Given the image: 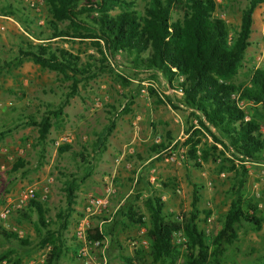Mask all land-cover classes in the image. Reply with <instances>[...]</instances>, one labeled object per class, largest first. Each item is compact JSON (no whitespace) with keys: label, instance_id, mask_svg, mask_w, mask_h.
<instances>
[{"label":"rangeland","instance_id":"1","mask_svg":"<svg viewBox=\"0 0 264 264\" xmlns=\"http://www.w3.org/2000/svg\"><path fill=\"white\" fill-rule=\"evenodd\" d=\"M44 1L0 0V210L5 205L12 206L5 218L0 219V226L28 243L25 247L15 242L0 243V253L12 250L10 261L0 264H44L48 246L37 243L35 216L27 213V206L33 199L41 204L47 225L56 228L55 214L65 207L63 190L70 182L75 186V197L67 230L63 232L67 251L57 264L79 262L74 231L82 221L88 228H100L102 234L113 222L114 211L127 201L133 202L135 211L143 214L142 199L149 193L160 197L164 212L186 216L190 211L193 185H197L198 191L197 228L212 238L219 228L218 220L232 198L240 164L235 160L231 164L229 153L200 131L197 155L208 150L207 159L200 158L198 169L185 167V131L189 126L198 128L195 120L187 111L173 110L166 105L164 96L177 98L179 93L167 89L161 77L149 79L144 73L132 71L121 55H116L113 61L107 59V62L114 74L129 82L127 87H121L104 72L79 82L75 92L68 97L69 80L29 60L15 61L17 48L23 41L40 43L24 31V25L43 36L51 32L46 25ZM147 1L131 0L133 10L141 13ZM212 1L217 6L213 15L224 21L229 37L235 36L246 0ZM7 6L15 11L13 15L4 13ZM118 11L120 8L116 7L110 13ZM180 17V11L172 9L170 21ZM67 24L61 22L59 27L66 28ZM248 41L234 79L243 85L247 84L252 71L264 70V4L253 12ZM41 43L46 44V41ZM49 44L66 50L81 61L89 55L99 58L89 39L62 37L50 40ZM149 89L152 95L148 94ZM245 104L243 112L249 120L254 106ZM126 106L128 112L122 113ZM57 108L61 111L55 118L51 113ZM256 109L261 110L259 106ZM48 113L50 127L46 139L39 144L36 128L24 125L23 121L28 116L38 121ZM112 117L114 129L105 142L104 151L100 155L93 154L96 134ZM260 130H264L261 123ZM168 142L164 158L158 160L148 154L152 144ZM16 163L20 166L13 170ZM86 163L90 164L89 176L81 182L88 167ZM242 167L245 170L242 193L257 204L258 215L264 218V164L245 162ZM141 179L151 188L137 189L135 181ZM161 183L167 188L161 187ZM108 187L110 193L105 208L87 213L88 199L104 196ZM43 188H48L44 197ZM27 190L31 191V197L17 206L20 194ZM18 212L28 214L29 220H22ZM102 236V239H96L100 245L92 253H101L106 264H123L119 254L130 256L133 250L146 253L147 242L141 226L122 228L118 225L113 238ZM172 244L180 255L184 253L181 244L174 241ZM217 260L218 264H264V227L255 231L249 225H238L236 239L223 247Z\"/></svg>","mask_w":264,"mask_h":264},{"label":"trees","instance_id":"2","mask_svg":"<svg viewBox=\"0 0 264 264\" xmlns=\"http://www.w3.org/2000/svg\"><path fill=\"white\" fill-rule=\"evenodd\" d=\"M261 4L264 0H246L233 37L228 36L224 21L213 15L217 6L212 0H148L141 13L133 10L131 0H45L46 25L51 32L43 36L23 24L24 31L40 43L23 41L17 48L15 61L29 60L69 80L71 85L67 97L75 92L79 82L104 72L121 87H127L129 82L114 74L107 62V59L113 61L116 55H121L132 71L144 73L149 79L161 77L167 89L179 93L177 98L164 96L166 105L173 110L187 111L189 117L195 120L198 128L189 126L185 131V167L198 169L200 158L207 159L208 150L197 155L200 131L229 153L232 161L228 162L232 164L235 160L240 164L232 198L218 220L219 228L212 238L197 228V185L192 186L190 211L186 216L164 212L163 202L154 193L142 199L143 214L135 211L133 202L127 201L118 207L114 211L113 222L102 234L113 238L118 225L122 228L141 226L147 242L146 253L137 249L130 256L119 254L123 264H218L223 247L231 245L236 239L238 225H249L255 231L264 227V218L258 215L257 204L242 193L245 175L242 163L264 164V130H260V123L264 126V70L252 71L246 85L234 81L249 45L253 12ZM116 7L120 11L111 14ZM172 9L181 13L180 19L173 22L170 21ZM5 10L4 13L10 16L15 12L10 6ZM61 22H67V27L60 28ZM62 37L91 40L99 58L89 55L81 61L66 50L49 44L50 40ZM148 94L153 92L149 89ZM238 101L254 106L249 120H243L245 113L237 108ZM123 109L122 113L128 112L127 106ZM60 111L57 108L51 115L56 118ZM49 115H42L38 121L28 116L23 121L24 125L36 128L39 144L46 139L50 127ZM113 129L112 117L96 134L92 143L93 154L100 155L104 151L105 142ZM168 145L169 142L152 144L148 154L154 159H162ZM86 165L88 167L81 182L89 176L90 164ZM19 166L20 163H16L12 169L16 170ZM160 185L167 188L166 184ZM135 186L140 191L151 188L142 179L136 180ZM63 192L65 207L55 214L56 228L47 225L41 204L33 199L27 206V213L35 216L37 243L42 247L48 246L44 264H57L67 251L63 232L67 230L75 197L72 182L66 184ZM28 214L18 212L24 221L29 220ZM207 215L208 212L205 217ZM176 233L182 239L184 253L181 255L172 244ZM102 234L94 231L93 236H87L96 240L102 239ZM4 242H15L22 247L28 245L25 239L17 238L0 226V243ZM11 254L12 250L0 253V262L8 263ZM179 258L181 261H177Z\"/></svg>","mask_w":264,"mask_h":264},{"label":"built area","instance_id":"3","mask_svg":"<svg viewBox=\"0 0 264 264\" xmlns=\"http://www.w3.org/2000/svg\"><path fill=\"white\" fill-rule=\"evenodd\" d=\"M2 30V28H0ZM232 98L235 100L237 99L236 96L232 95ZM246 104L243 101H238L236 102V106L239 110H243L244 106ZM244 121H247L248 118L244 116ZM171 160V159H170ZM172 161V160H171ZM152 181V180H151ZM49 182V181H48ZM110 193V187H108L105 190V195L99 198H90L86 202L85 206V211L87 213H96L99 210H102L105 208L107 204V198ZM42 194L43 197L48 194V188H43L42 189ZM31 197V191L27 190L23 193L20 194V197L17 200V206L19 204H22L24 201L29 199ZM12 210V206L10 205H5L1 210H0V219H4L5 216ZM174 236V242L176 244H181L182 239L179 233H176L173 235ZM75 239L78 244V251H77V259L78 263L77 264H104L103 261L97 262L95 261L96 259L94 258V255L92 253L93 250L96 248H99L100 242L96 240L89 239L87 235L85 234V228L83 226H77L75 230ZM143 244V242H142Z\"/></svg>","mask_w":264,"mask_h":264},{"label":"crops","instance_id":"4","mask_svg":"<svg viewBox=\"0 0 264 264\" xmlns=\"http://www.w3.org/2000/svg\"><path fill=\"white\" fill-rule=\"evenodd\" d=\"M253 16V15H252ZM253 25H256L257 26V24L256 23H254ZM83 226L84 228H85V234H87V235H94V231H96L98 234L100 233V228H98V230H96L95 228L93 229V228H88L87 227V225H86V223H84L83 221L81 222V223H79L78 224V226ZM77 228V227H76ZM76 230V229H75ZM75 232V231H74ZM134 247V246H133ZM100 255H102L101 253H98V254H96V255H94V258L96 259L95 261H97L98 263L99 262H101V261H103L104 262V264H106V260H105V258L104 257H102V256H100Z\"/></svg>","mask_w":264,"mask_h":264}]
</instances>
